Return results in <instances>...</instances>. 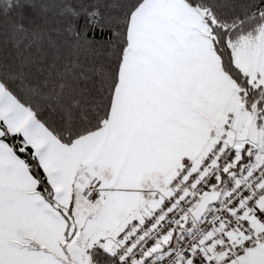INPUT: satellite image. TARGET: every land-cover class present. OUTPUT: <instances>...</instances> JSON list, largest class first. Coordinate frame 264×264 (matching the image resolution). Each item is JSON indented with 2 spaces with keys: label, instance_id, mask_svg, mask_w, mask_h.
<instances>
[{
  "label": "snow or ice",
  "instance_id": "1",
  "mask_svg": "<svg viewBox=\"0 0 264 264\" xmlns=\"http://www.w3.org/2000/svg\"><path fill=\"white\" fill-rule=\"evenodd\" d=\"M0 264H264V0H0Z\"/></svg>",
  "mask_w": 264,
  "mask_h": 264
}]
</instances>
